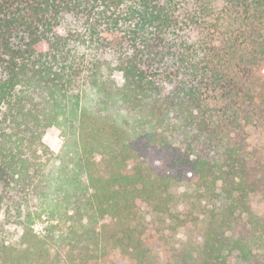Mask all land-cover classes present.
<instances>
[{
	"label": "trees",
	"instance_id": "obj_1",
	"mask_svg": "<svg viewBox=\"0 0 264 264\" xmlns=\"http://www.w3.org/2000/svg\"><path fill=\"white\" fill-rule=\"evenodd\" d=\"M181 1L0 0V210L24 228L4 264H264V0H224L220 45L173 36L210 0L183 22ZM180 184L215 204L176 247L146 212L180 220Z\"/></svg>",
	"mask_w": 264,
	"mask_h": 264
},
{
	"label": "rangeland",
	"instance_id": "obj_2",
	"mask_svg": "<svg viewBox=\"0 0 264 264\" xmlns=\"http://www.w3.org/2000/svg\"><path fill=\"white\" fill-rule=\"evenodd\" d=\"M196 0H183L179 4L176 5V13L179 15V19L182 21V16L185 13L186 9H197ZM208 6L207 9L202 12V15L199 22H191V25H186L185 23L181 24L182 27L177 32V35L174 34L173 36L176 38H180L181 35L188 41H194L197 39L204 37L203 33H206L208 29L214 32L209 35V40L212 41L215 45H220L221 37H224L221 31L217 29L227 30L228 32L232 29V25L228 20L222 24H216L213 28L211 24L208 22L210 19L219 18L220 22H222L228 14V7L226 6V2L224 0H210L207 1ZM190 12V11H189ZM188 12V13H189ZM208 19V20H207ZM183 22V21H182ZM218 22V23H220ZM219 25V26H217ZM86 25L81 21H77L72 16H67L63 22V30L70 31V30H78L80 33L84 34ZM204 39V38H203ZM245 44L246 42H242ZM255 49V48H254ZM254 49L246 52L245 57H250L252 53H254ZM83 53V51H80ZM248 53V54H247ZM115 52L111 49L107 50L105 54L99 52L97 57L101 59V62L107 61L109 64L114 65L115 63ZM236 62V61H234ZM239 68V65L236 66ZM112 75L115 77L116 80L119 82L122 81V75L118 71H114ZM170 90V86L167 87L166 92ZM43 143L49 148L50 152L53 154H57L60 152L61 147L64 142V133L60 128L57 126H50L46 129L43 137ZM1 189V187H0ZM174 194V201L171 204L173 211L179 212L180 220L172 218L170 215L165 214H157L153 212H146V217L148 219L149 224H153L159 229H162L165 234L169 237L171 245H175L176 247L183 246L184 243L192 240L191 230L192 225H184L182 221L188 215L192 216H208L210 215V208H212L214 202L208 201L206 198L200 200L198 199V195L200 193L192 187H189L186 184H180L172 189ZM46 222H37L33 225L34 232L44 233V227ZM23 232L24 228L18 224H7L4 223V216H3V209L0 210V249H3V245H11L12 250L16 254V247H20L23 243ZM0 264H4V261H1ZM58 264V263H57ZM63 264V262L59 263Z\"/></svg>",
	"mask_w": 264,
	"mask_h": 264
}]
</instances>
